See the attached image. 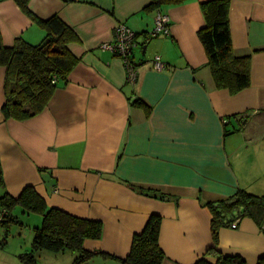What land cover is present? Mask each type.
Wrapping results in <instances>:
<instances>
[{"label": "crops", "instance_id": "1", "mask_svg": "<svg viewBox=\"0 0 264 264\" xmlns=\"http://www.w3.org/2000/svg\"><path fill=\"white\" fill-rule=\"evenodd\" d=\"M205 1L148 9L149 0H29L38 20L57 17L73 31L78 41L68 50L77 64L25 121L3 116L0 67V197L31 187L47 209L100 222L101 237L83 248L109 257L88 264H121L152 214L161 217L163 264H216L218 256L264 263V233L252 219L221 228L214 245L206 206L238 190L264 197V0H228L233 54L250 60V86L235 95L215 88L206 64L197 35ZM159 13L169 35L150 38ZM117 23L141 48L133 85L122 61L100 49ZM44 37L13 0H0L3 47ZM155 57L162 71L153 69Z\"/></svg>", "mask_w": 264, "mask_h": 264}, {"label": "trees", "instance_id": "2", "mask_svg": "<svg viewBox=\"0 0 264 264\" xmlns=\"http://www.w3.org/2000/svg\"><path fill=\"white\" fill-rule=\"evenodd\" d=\"M17 6L45 31L39 45H30L17 39L11 49L2 46L0 38V67L5 68L2 113L6 120L25 121L39 115L49 103L58 81L64 82L77 64L68 45L78 39L71 29L57 17L47 21L38 20L28 9L29 0H13ZM187 0H149L148 9L177 6ZM228 0H209L200 4L205 25L198 31L204 48L207 67L214 86L235 95L250 86V60L233 54L228 20ZM150 37V36H149ZM137 38V35H136ZM157 38V37H150ZM131 105L142 108L148 115L150 107L133 99ZM3 185L0 170V186ZM164 198L163 196L161 197ZM21 207L24 212L42 216V224L33 230L32 252L19 256L21 264H36L34 253L65 250L76 252L79 257L73 264H88L95 256L83 248L85 240H98L102 226L98 221L73 217L57 209H47L44 200L31 187H26L17 198L0 197V220L2 226L12 222L11 211ZM212 214L211 235L213 244L218 243V233L223 227H231L236 219L250 218L258 227L264 223V197L238 190L231 198L207 203ZM161 217L152 214L143 231L133 236L130 252L121 264H163L165 255L158 244ZM111 258V257H110ZM195 264H210L199 260ZM216 264H242L239 258L217 257Z\"/></svg>", "mask_w": 264, "mask_h": 264}, {"label": "rangeland", "instance_id": "3", "mask_svg": "<svg viewBox=\"0 0 264 264\" xmlns=\"http://www.w3.org/2000/svg\"><path fill=\"white\" fill-rule=\"evenodd\" d=\"M141 55V48H134L132 60L137 62ZM11 218L8 225L0 224V264H21L19 256L32 252L33 230L42 224L40 215L24 212L19 206L12 209ZM34 257L36 264H73L79 255L69 250L60 253L38 251Z\"/></svg>", "mask_w": 264, "mask_h": 264}, {"label": "built area", "instance_id": "4", "mask_svg": "<svg viewBox=\"0 0 264 264\" xmlns=\"http://www.w3.org/2000/svg\"><path fill=\"white\" fill-rule=\"evenodd\" d=\"M169 18L163 14H157L154 19V26L149 33L150 37H160L169 35ZM137 46L136 35L123 23H117L112 30V41L100 46L103 51L110 52L113 56L119 58L124 66L126 73V83L133 85L137 81L136 65L132 62V51ZM164 65L159 57L153 60V69L162 71ZM3 213H0V220ZM234 226V223H232ZM261 232L264 233V223L261 226ZM264 264V263H261Z\"/></svg>", "mask_w": 264, "mask_h": 264}]
</instances>
